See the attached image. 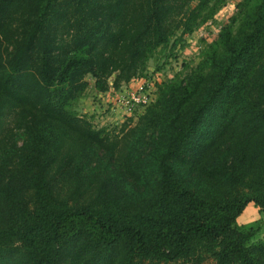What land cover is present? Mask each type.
Listing matches in <instances>:
<instances>
[{"label":"trees","instance_id":"trees-1","mask_svg":"<svg viewBox=\"0 0 264 264\" xmlns=\"http://www.w3.org/2000/svg\"><path fill=\"white\" fill-rule=\"evenodd\" d=\"M226 0H0V264H264V0L133 126L79 115Z\"/></svg>","mask_w":264,"mask_h":264},{"label":"rangeland","instance_id":"rangeland-1","mask_svg":"<svg viewBox=\"0 0 264 264\" xmlns=\"http://www.w3.org/2000/svg\"><path fill=\"white\" fill-rule=\"evenodd\" d=\"M239 1L226 0L225 5L217 12L214 19L186 37L183 48L178 49L177 47L171 52L169 49L158 51L148 62L143 78L137 79L127 87H122L123 89L120 91L111 89L107 94L97 93L92 88V79L87 78L90 86L85 97L76 106L77 113L91 119L93 127L97 129L105 128L118 131L124 125L133 126L144 112V108L138 107L133 113H127L123 107L119 106L121 104L116 105L119 96L124 92L133 94L135 88L138 89L141 85H145L148 104L153 103L157 96L158 86L172 80L178 74L188 73L198 64L201 53L216 39L220 29L233 15L235 5ZM236 224L238 228L251 229L254 233V240L264 237V214L260 213L252 204L246 207L245 212L236 220Z\"/></svg>","mask_w":264,"mask_h":264},{"label":"built area","instance_id":"built-area-1","mask_svg":"<svg viewBox=\"0 0 264 264\" xmlns=\"http://www.w3.org/2000/svg\"><path fill=\"white\" fill-rule=\"evenodd\" d=\"M134 90L135 91L132 92L133 94H131L130 92H124L116 101V105L121 104L119 106H121V108L123 107L127 111V113L130 114L133 113L136 108L144 107L149 103L145 85H141V87H139L138 89L135 88Z\"/></svg>","mask_w":264,"mask_h":264},{"label":"crops","instance_id":"crops-1","mask_svg":"<svg viewBox=\"0 0 264 264\" xmlns=\"http://www.w3.org/2000/svg\"><path fill=\"white\" fill-rule=\"evenodd\" d=\"M124 87H125V86H124ZM124 87H123V88H124ZM123 88H122V89H123ZM106 94H107V93H106ZM248 205H250V204H248ZM248 205H247V206H248ZM252 205H253V204H252ZM247 206H246V207H247ZM254 207H255V206H254ZM255 208H256V207H255ZM245 210H246V208L244 209V211H243L242 213H244ZM238 218H239V217H238ZM238 218H237V220H238Z\"/></svg>","mask_w":264,"mask_h":264}]
</instances>
